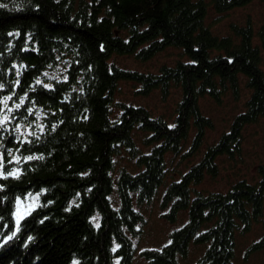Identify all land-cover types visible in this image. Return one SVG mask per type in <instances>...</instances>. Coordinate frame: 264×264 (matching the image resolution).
<instances>
[{"label": "trees", "instance_id": "16d2710c", "mask_svg": "<svg viewBox=\"0 0 264 264\" xmlns=\"http://www.w3.org/2000/svg\"><path fill=\"white\" fill-rule=\"evenodd\" d=\"M250 1L0 0V264H132L142 206L156 199L164 217L186 218L141 248L148 264H183L192 244L205 246L196 264H237L238 234L264 225V162L227 189L198 183L264 120V32L256 40L247 21L220 34L206 17L210 3ZM169 46L179 57L156 71L117 59ZM124 79L138 93L179 86L175 114L118 99ZM242 86L244 108L203 147L215 120L201 98L239 97ZM196 154L185 170L173 164ZM28 194L37 202L20 215ZM261 249L264 233L247 253Z\"/></svg>", "mask_w": 264, "mask_h": 264}, {"label": "rangeland", "instance_id": "374dc122", "mask_svg": "<svg viewBox=\"0 0 264 264\" xmlns=\"http://www.w3.org/2000/svg\"><path fill=\"white\" fill-rule=\"evenodd\" d=\"M207 12V22L213 25L214 31L220 34L231 32L232 22L244 24L247 21H252L256 32V40H259L260 32H264V0H252L223 11H218L210 3ZM179 50L180 48L176 46H169L148 59H139L133 54H119L117 59L127 66L156 71L165 62H175L180 55ZM137 86L138 84L135 81L122 80V88L118 92L117 98L135 103H144L157 114L165 113L168 116L175 114L176 104L181 97V88L179 86H171L167 94H164L160 87H155L149 93H138L135 89ZM247 90L245 86H242L239 97L234 96L232 90L228 91L220 101L210 96L201 98L205 111L210 113L215 120L214 127L209 128L207 131V138L203 147H206L208 142L217 139L224 130L229 129L234 115L245 106ZM242 146V152L234 158H229L226 154L220 155L219 173L216 175L207 174L198 183V187L227 189L237 177L247 176L252 178L257 175L258 164L262 161L264 162V120L252 122L245 128ZM200 156L201 154H196L190 159H181L180 156H176L173 164L185 170L192 160H198ZM119 161L133 165V162L127 156H120ZM36 202L37 197L35 194H28L26 198L19 199V214L22 215L28 211ZM142 209L147 220L142 227V233L136 237L139 244L132 264H148L147 258L141 253V248L165 243L170 238L171 230L186 218V213L182 214L177 221H171L164 217L163 211L165 208L161 207L159 199L151 203H144ZM263 233L264 225L261 221H257L250 230L238 234L237 264H264V249L247 253V248L251 242L259 238ZM204 247L202 244H192L188 255L182 258V263L196 264L203 253Z\"/></svg>", "mask_w": 264, "mask_h": 264}, {"label": "snow or ice", "instance_id": "6c2138e0", "mask_svg": "<svg viewBox=\"0 0 264 264\" xmlns=\"http://www.w3.org/2000/svg\"><path fill=\"white\" fill-rule=\"evenodd\" d=\"M37 83H40V81H37ZM45 87H47V85H45ZM0 123H2V121H0ZM29 159H33V157H29ZM19 219L20 217L17 219V224H19ZM9 239H11V237H9Z\"/></svg>", "mask_w": 264, "mask_h": 264}]
</instances>
